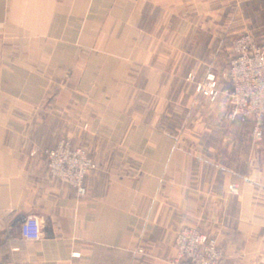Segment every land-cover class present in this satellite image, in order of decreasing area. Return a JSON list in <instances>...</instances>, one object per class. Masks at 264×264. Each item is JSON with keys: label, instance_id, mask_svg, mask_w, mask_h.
<instances>
[{"label": "crops", "instance_id": "1", "mask_svg": "<svg viewBox=\"0 0 264 264\" xmlns=\"http://www.w3.org/2000/svg\"><path fill=\"white\" fill-rule=\"evenodd\" d=\"M245 24L264 0H0V264H173L185 226L264 264V141L195 83ZM65 134L97 163L84 195L50 175Z\"/></svg>", "mask_w": 264, "mask_h": 264}, {"label": "built area", "instance_id": "2", "mask_svg": "<svg viewBox=\"0 0 264 264\" xmlns=\"http://www.w3.org/2000/svg\"><path fill=\"white\" fill-rule=\"evenodd\" d=\"M230 87L222 89L221 81L213 71L196 81L197 92L210 100L218 99L222 92L228 96L227 116L232 120L252 122L253 137L263 139L264 123V40L252 32L238 34L231 47L229 64ZM189 78L195 81V75ZM50 175L76 187L79 194L86 193V178L97 168L87 147L76 145L70 134L63 136L54 148L46 149ZM229 191L238 194L237 183ZM21 235L30 240L42 237V223L38 215L29 214L20 224ZM177 255L173 264H222L225 252L216 236L199 227L185 226L176 232Z\"/></svg>", "mask_w": 264, "mask_h": 264}, {"label": "rangeland", "instance_id": "3", "mask_svg": "<svg viewBox=\"0 0 264 264\" xmlns=\"http://www.w3.org/2000/svg\"><path fill=\"white\" fill-rule=\"evenodd\" d=\"M238 20H240V19H238ZM250 31V32H252L259 40H264V28H261V27H250V26H248L247 24H245V25H243V26H241V27H238L237 28V30H236V32H237V35L238 34H240L241 32H243V31ZM236 35V36H237ZM230 40V42H229V44H228V46H227V51H228V61H227V65H226V67L225 68H223L222 70H221V73H217V72H215V71H213V72H215L216 74H217V76H218V78L220 79V81H221V84H222V82H227V84H226V86L225 87H230V85H231V83H230V78H229V64H230V59H231V47H232V45H233V41H234V36L233 37H231V39H229ZM192 74V73H191ZM190 75V74H189ZM194 75V74H193ZM197 91V90H196ZM227 99H228V96H227ZM228 104H229V102H228ZM227 108H228V106H227ZM243 121H246V120H243ZM248 121V120H247ZM249 123L248 124H246V130H248V131H250L251 133H253L252 131H253V125H252V122L251 121H248ZM178 129L180 128V123L178 122ZM66 135V134H65ZM64 135V136H65ZM252 136H253V134H252ZM253 141H254V144L256 143V144H260L261 142H263L264 141V123H263V139H261V140H256L254 137H253ZM206 232V231H205Z\"/></svg>", "mask_w": 264, "mask_h": 264}]
</instances>
